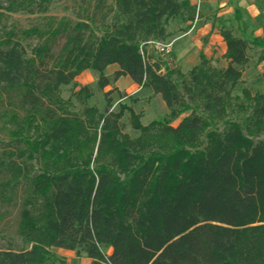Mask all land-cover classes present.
<instances>
[{"label":"trees","instance_id":"trees-1","mask_svg":"<svg viewBox=\"0 0 264 264\" xmlns=\"http://www.w3.org/2000/svg\"><path fill=\"white\" fill-rule=\"evenodd\" d=\"M54 1L0 0V26L5 14L46 15ZM108 1L89 0L75 23L0 29V205L16 211L21 245L0 251V264H65L51 250L90 264H264V93L251 96L241 79L264 38L222 26L225 68L200 55L182 74L148 44L166 43L170 24L191 25L193 8ZM32 39L41 44L28 57L20 43ZM84 72L95 83L72 94L74 112L60 91ZM120 79L160 97L167 116L142 127L125 105L112 114ZM93 91L102 112L87 105ZM124 113L135 139L122 134Z\"/></svg>","mask_w":264,"mask_h":264},{"label":"rangeland","instance_id":"rangeland-1","mask_svg":"<svg viewBox=\"0 0 264 264\" xmlns=\"http://www.w3.org/2000/svg\"><path fill=\"white\" fill-rule=\"evenodd\" d=\"M2 1L5 2L6 0ZM88 1L89 0H55L48 7L46 15H40L38 13L29 15L27 11L8 15L5 14L0 29L5 27L7 30L14 29L17 32L27 31L33 28L41 30L44 28L48 18H55L57 21L64 18L73 23L82 21L84 20L83 10L87 8ZM176 1L181 2L184 0ZM109 2L110 0L108 3ZM203 18V15H201V9L197 6L194 12V20L191 25L189 23H179L177 26H175L174 23L170 24L168 32L171 35V38L166 41V43L160 44L163 46H170L169 49H167V53H157L153 47H150L155 51L157 56H159L168 69H176L182 74H187L191 69L198 66L199 56L202 55L199 50L203 49L201 48V45H204V42L199 37H196V33L204 22L211 24L212 27L218 31V34L220 27L223 26V29L230 31L235 37H244L247 41L253 39L251 35L252 33H248L244 31V29L240 31V27L236 24V22H238L236 21L237 18L232 14H226L222 11L216 10V12L209 15L207 18ZM20 44L25 50L26 56L30 57L31 50L39 46L41 43L32 39L22 41ZM63 44L64 40L62 38L55 42L51 51L53 56L58 55ZM262 54H264V51L262 53L260 50H254L249 54L250 63L243 71L241 77L251 96L259 95L264 91V61L261 63H258L257 61ZM206 58L205 59L210 63V66L215 69L219 70L225 67L223 60H221V56L216 51H213L212 55H207ZM112 72L113 69L107 71L108 74H111ZM94 83L95 78L93 74L90 72H84L75 79L76 88L74 90H71L70 88L61 89L60 99L63 102L68 100L73 101L71 99L72 94L76 93L82 87H93ZM116 84L114 86L116 94L114 93L109 98L111 105L110 112L112 114H118L120 106L125 105L139 117V122L142 127H147L149 124L160 121L167 116V110L160 97L153 96L148 91L137 90L135 87L131 86L129 80L127 81L126 79H121ZM107 91L108 89L105 90V92ZM73 103L74 112H77L79 108L74 101ZM87 105L95 107L99 112H102L104 109V99L101 94L93 91V96L90 101H88ZM184 117L185 116L180 117L171 125V127L175 128ZM120 123L123 125V135L130 139H135L138 136L129 126L127 113L123 114ZM6 145L7 140L4 138L2 132H0V151L4 150ZM11 202H19V197L14 198ZM0 213L3 215L0 222V251L6 250L9 247H12L14 250L20 249L21 245L15 236V225L17 222L16 211L13 207L0 205ZM50 253L55 260L63 261L65 264H87V260L77 259L73 253L60 250H51Z\"/></svg>","mask_w":264,"mask_h":264},{"label":"crops","instance_id":"crops-1","mask_svg":"<svg viewBox=\"0 0 264 264\" xmlns=\"http://www.w3.org/2000/svg\"><path fill=\"white\" fill-rule=\"evenodd\" d=\"M181 2H186L194 10L199 6L201 9V15L204 17L203 19L216 12V10L222 11L226 14H232L238 19L236 24L240 27V31L244 29V31L252 33L251 35L255 39L264 38V0H184ZM196 37H199L204 42V45H201V48L203 49L199 50V52H201L205 58L207 55H212L213 51H216L221 56L222 60V57L225 54V45L223 44L218 31H216L211 24L204 22L198 29ZM109 69H113V72L116 71L115 67L107 68L105 72L107 76H110L113 73L108 74L107 71ZM126 80L128 81V79ZM131 86L138 90L136 86L132 84ZM263 93L259 95H262ZM86 263L90 264L89 261Z\"/></svg>","mask_w":264,"mask_h":264},{"label":"built area","instance_id":"built-area-1","mask_svg":"<svg viewBox=\"0 0 264 264\" xmlns=\"http://www.w3.org/2000/svg\"><path fill=\"white\" fill-rule=\"evenodd\" d=\"M150 47H153L154 50L157 52V53H167V49H169L170 46H163V45H160V44H148Z\"/></svg>","mask_w":264,"mask_h":264}]
</instances>
